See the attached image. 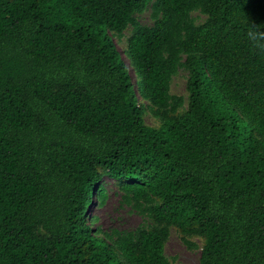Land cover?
Segmentation results:
<instances>
[{
    "label": "trees",
    "instance_id": "16d2710c",
    "mask_svg": "<svg viewBox=\"0 0 264 264\" xmlns=\"http://www.w3.org/2000/svg\"><path fill=\"white\" fill-rule=\"evenodd\" d=\"M108 180L136 229L93 226ZM173 228L264 264V0H0V264H174Z\"/></svg>",
    "mask_w": 264,
    "mask_h": 264
},
{
    "label": "rangeland",
    "instance_id": "374dc122",
    "mask_svg": "<svg viewBox=\"0 0 264 264\" xmlns=\"http://www.w3.org/2000/svg\"><path fill=\"white\" fill-rule=\"evenodd\" d=\"M194 16L198 19V22L203 21L205 18V16L199 12L194 13ZM140 20L142 23H152L149 13L141 15ZM129 34L130 33L127 32V35ZM126 43V39L122 42H118L119 48L121 50L124 49ZM187 81L188 73L184 69H181L173 78L172 93L187 98L189 95ZM146 121L151 126L160 125V122L150 112L146 115ZM108 181L107 188L109 197L106 204L101 206L97 203V199H95V202H93L89 208L88 212L90 213V216H96L98 218L93 226L101 227L104 231L109 233L114 232V230L123 231L136 229L143 223V216L124 201L115 182L112 180ZM192 241H196L200 246L203 244L202 239L198 237L192 238ZM166 254L174 264H199L201 249L188 248L183 242L178 230L173 228L166 245Z\"/></svg>",
    "mask_w": 264,
    "mask_h": 264
}]
</instances>
